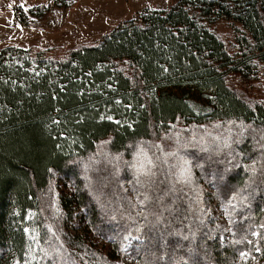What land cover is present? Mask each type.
I'll return each instance as SVG.
<instances>
[{"label":"trees","instance_id":"trees-1","mask_svg":"<svg viewBox=\"0 0 264 264\" xmlns=\"http://www.w3.org/2000/svg\"><path fill=\"white\" fill-rule=\"evenodd\" d=\"M54 52L0 51V264H264V107L228 86L264 70V0H171Z\"/></svg>","mask_w":264,"mask_h":264},{"label":"rangeland","instance_id":"rangeland-1","mask_svg":"<svg viewBox=\"0 0 264 264\" xmlns=\"http://www.w3.org/2000/svg\"><path fill=\"white\" fill-rule=\"evenodd\" d=\"M0 0V51L7 47L20 49H51L61 54L75 46L96 43L119 23L130 20L145 9H165L171 0ZM51 5H50V3ZM64 2V3H62ZM48 10H43L45 8ZM41 10V11H38ZM43 11V12H42ZM26 23L24 27L20 23ZM231 25L219 22L214 31L227 46L235 47ZM228 86L258 101L264 107V70L251 84L245 86L240 81L229 80ZM247 97V98H248ZM259 135V134H258ZM262 135V134H261ZM180 134L172 131L152 147L170 148ZM146 143L136 146L137 153L143 152ZM97 156L107 157L105 144L97 148ZM108 159L118 161L119 157ZM126 264L124 257L120 261Z\"/></svg>","mask_w":264,"mask_h":264}]
</instances>
